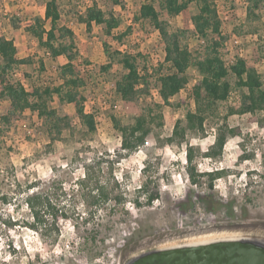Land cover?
I'll return each instance as SVG.
<instances>
[{"label": "rangeland", "instance_id": "obj_1", "mask_svg": "<svg viewBox=\"0 0 264 264\" xmlns=\"http://www.w3.org/2000/svg\"><path fill=\"white\" fill-rule=\"evenodd\" d=\"M45 1L0 0V35L14 40L18 59L29 60L14 70V78L28 91L43 84L58 85L59 69L67 62L64 57L52 59L23 30L35 17H44ZM58 1L60 23L74 33L78 51L75 62L85 81L81 88L85 110L94 116L95 131L88 132L76 117L74 106L61 104L56 96L50 106L66 115L70 125L52 143L35 112L25 111L9 124L0 121V264H122L141 251L206 235L241 231L264 234V128L249 114L226 118L228 107L238 105V91L232 90L227 102L220 103L215 115L206 119L203 134L186 132L181 144H169L166 139L174 123L184 121L185 113L194 109L192 87L200 75L191 66L185 88L170 100L171 105L161 109L163 126L157 127L155 121L143 146L134 152L120 151V133L112 119L129 126L141 111L162 103L157 75L153 73L164 58L163 42L148 23L134 21L139 6L149 0H117L121 5H114L113 0H94L106 15L118 19L115 33L131 27L120 44L105 39L102 26L93 25L88 32L77 22V15L92 4L90 0ZM213 2L221 32L230 35L221 49L223 61L230 64L237 57L255 54L264 75V5L255 11L256 17L247 18L248 0ZM196 11V5L191 4L178 16L166 17L172 31L185 32L183 44L194 57L203 52L191 23ZM49 26L48 21L45 28ZM103 41H107L110 53H140L138 68L142 71L145 67L152 75L148 96L125 103L114 93L115 79L125 70L116 61L109 71L100 70L109 60ZM8 108L9 102L0 99V118ZM256 117L264 121V111ZM224 126L234 129V134L228 136L221 156L205 157L218 129ZM187 146L193 148L192 164L198 172L225 171L214 180L211 193L215 200L233 205L231 217L223 214L225 207L214 214L207 213L195 199L194 194L207 192V177L200 187L188 185ZM83 166L94 172L99 185L105 188L106 200L90 204L87 192L77 184L84 175ZM52 182L56 185L51 187V199L66 207L67 218L59 220L58 233L41 235L25 226L31 221L24 203L25 187L35 183L47 188ZM144 184L146 194H157L151 204L146 203L142 192ZM188 191L195 207L182 212L177 204ZM96 193L91 195L96 197ZM2 196L8 198L7 203ZM209 214L214 215L210 220ZM11 222L16 225L9 226Z\"/></svg>", "mask_w": 264, "mask_h": 264}, {"label": "trees", "instance_id": "obj_2", "mask_svg": "<svg viewBox=\"0 0 264 264\" xmlns=\"http://www.w3.org/2000/svg\"><path fill=\"white\" fill-rule=\"evenodd\" d=\"M87 6L83 13L77 15V22L85 26L90 32L93 25L103 27V35L110 42L120 44L124 37L131 31L127 30L115 33L119 21L112 14L106 15L94 2ZM114 5H121V1L113 0ZM191 4H195L197 11L191 16L194 35L200 42L202 54L194 57L187 45L183 44L184 31H172L166 19L178 16ZM44 17H35L31 23L24 27L27 33L36 39L40 48H43L52 59L64 57L66 63L59 69L60 83L58 85L43 84L41 87H33L28 91L24 85L14 78L16 67L27 64L28 59H18L17 49L13 39L0 35V99L9 102V108L0 121L3 125L17 120L18 116L25 111L35 112L42 121V129L47 135L50 143L57 140L61 131L68 128L70 123L66 115H60L59 111L50 106L53 97L58 101L74 106L76 117L88 132L95 131L94 116L85 110V96L81 88H84L85 81L80 75L76 64L78 51L76 49L74 33L61 22V10L58 0H46ZM264 5V0H248L246 8L247 18L256 17L255 11ZM49 21V28L45 23ZM134 21L148 23L158 34L163 42L164 58L158 62L153 75H157L158 89L162 103L153 104L141 111L134 118V123L123 126L116 119H112L114 128L120 133V151L134 152L145 144L147 137L152 133V124L157 121L156 126H163L161 109L164 105H171L170 100L181 92L187 85L189 79L187 70L194 66L200 79L192 87V98L194 109L187 111L184 121L177 120L172 129L171 136L166 139L169 144H181L185 139L186 132L204 133V124L207 118H211L217 112L220 103L227 102L232 90L238 91L239 102L236 106L228 107L226 118L231 115L252 116L264 128V121L256 116L264 111V75L257 66L259 57L255 54L247 57H237L232 63L226 64L221 56V49L228 43L230 35L221 32V22L213 0H149L139 6ZM18 27H15V29ZM103 48L108 54V62L100 66V70L107 72L113 62L119 63L125 72L114 82V93L125 103H132L136 99L150 94L149 79L151 74L143 67L138 68V57L140 53L131 54L120 51L109 52L107 41H103ZM43 69V64H40ZM233 79V82H231ZM157 111V113H154ZM154 113V114H153ZM225 118V119H226ZM234 134V129L227 126L219 128L214 136V142L204 156L210 159L219 158L229 135ZM187 183L189 186L200 187L202 179L207 177V192L194 194L197 202L207 211L215 213L225 207L228 217L233 215V205L215 200L211 193L214 188V180L221 177L225 171L211 170L198 172L192 164L194 151L191 146L185 150ZM84 175L77 180L81 190L87 192L90 204H98L107 199L105 188L99 185V181L88 167H84ZM92 185L90 186V184ZM40 187L30 183L25 187L26 196L24 203L29 210L31 221L25 226L29 229L40 232V234L58 233V222L67 218V209L53 202L50 196L51 187ZM146 184L142 192L147 193ZM58 190V187H56ZM96 191V197L92 192ZM146 203L151 204L157 194H146ZM85 196V199H87ZM193 196L188 191L185 198L179 201L178 208L186 212L195 207ZM4 203L8 202L6 196H2ZM120 202V199H117ZM137 204V202H136ZM17 222V221H15ZM15 222L9 226L16 225Z\"/></svg>", "mask_w": 264, "mask_h": 264}, {"label": "water", "instance_id": "obj_3", "mask_svg": "<svg viewBox=\"0 0 264 264\" xmlns=\"http://www.w3.org/2000/svg\"><path fill=\"white\" fill-rule=\"evenodd\" d=\"M124 264H264V240L233 236L157 247L131 255Z\"/></svg>", "mask_w": 264, "mask_h": 264}, {"label": "bare ground", "instance_id": "obj_4", "mask_svg": "<svg viewBox=\"0 0 264 264\" xmlns=\"http://www.w3.org/2000/svg\"><path fill=\"white\" fill-rule=\"evenodd\" d=\"M235 237L236 234H214V235H206L197 239H191V240H187V241H183V242H178V243H173V244H168V245H164V246H160L159 248H163V247H168V246H173V245H177V244H181V243H191V242H201V241H207V240H212V239H218V238H225V237Z\"/></svg>", "mask_w": 264, "mask_h": 264}, {"label": "flooded vegetation", "instance_id": "obj_5", "mask_svg": "<svg viewBox=\"0 0 264 264\" xmlns=\"http://www.w3.org/2000/svg\"><path fill=\"white\" fill-rule=\"evenodd\" d=\"M232 234H236L238 237H256V238H262L264 240V234L258 233V232H253V231H241V232H234ZM127 259L122 261V264L125 263Z\"/></svg>", "mask_w": 264, "mask_h": 264}, {"label": "built area", "instance_id": "obj_6", "mask_svg": "<svg viewBox=\"0 0 264 264\" xmlns=\"http://www.w3.org/2000/svg\"><path fill=\"white\" fill-rule=\"evenodd\" d=\"M236 43L238 42V41H235ZM214 217V215L213 214H209V220H210V218H213Z\"/></svg>", "mask_w": 264, "mask_h": 264}, {"label": "crops", "instance_id": "obj_7", "mask_svg": "<svg viewBox=\"0 0 264 264\" xmlns=\"http://www.w3.org/2000/svg\"><path fill=\"white\" fill-rule=\"evenodd\" d=\"M15 44V43H14Z\"/></svg>", "mask_w": 264, "mask_h": 264}]
</instances>
